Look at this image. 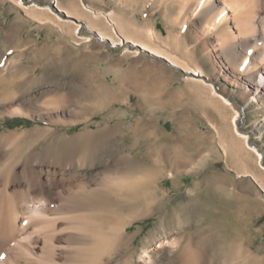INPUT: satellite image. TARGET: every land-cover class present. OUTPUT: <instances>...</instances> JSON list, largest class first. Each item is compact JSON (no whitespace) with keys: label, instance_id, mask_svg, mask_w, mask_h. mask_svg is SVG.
Listing matches in <instances>:
<instances>
[{"label":"rangeland","instance_id":"374dc122","mask_svg":"<svg viewBox=\"0 0 264 264\" xmlns=\"http://www.w3.org/2000/svg\"><path fill=\"white\" fill-rule=\"evenodd\" d=\"M23 1L32 5V0ZM35 1L67 18L56 10L57 0ZM59 1L71 9L74 0ZM83 2L86 10L73 11L81 19L60 21L52 12L32 14L16 1L0 0V71L10 66L6 76L0 74V135L34 133L33 139L11 145L0 166L16 155L23 162L40 153L59 159L66 151L88 155L69 169L88 178L99 171L103 178H143L154 171L149 197L140 190L135 201L111 199L125 222L133 211L138 216L122 237L119 253L105 264H145V247L151 255L148 264H264V192L247 181L256 171L264 179V92L261 104L242 98L247 80L230 70L228 58L220 60L239 87L216 75L193 34L198 22L189 23L186 31L176 26L183 35L177 41L182 46L175 47L168 25L177 13L174 0ZM113 11L137 40L161 45L181 64L140 45L119 43L121 36L105 17ZM148 27L164 42L138 30ZM100 31L108 38L101 39ZM186 62L203 65L206 80L240 109L238 123L262 153L260 161L230 127L232 110L225 108L229 127L215 128L223 122L220 103L208 101L203 85L189 79ZM11 95L12 108L23 113L3 112ZM85 132L98 136L95 146L71 145ZM131 151L134 157L128 158ZM253 192L262 199L250 196Z\"/></svg>","mask_w":264,"mask_h":264},{"label":"bare ground","instance_id":"6f19581e","mask_svg":"<svg viewBox=\"0 0 264 264\" xmlns=\"http://www.w3.org/2000/svg\"><path fill=\"white\" fill-rule=\"evenodd\" d=\"M13 1L21 7L31 9L32 14L33 11L35 14L52 12L60 21L68 17L79 18L73 11L88 8L83 0L71 1V9L65 8L57 0L56 10L63 11L67 17L65 18L50 6L40 5L35 0H32L30 6L23 0ZM174 1L177 2V13L168 18V25L169 38L175 47L182 46L178 45L177 41L181 40L183 35L175 32L176 26L186 31L189 23L194 25L198 22L199 26L193 30V34L199 41L201 51L209 57L211 67L217 71L216 75L234 87H239V81L233 72L241 74L247 80L241 85L242 98H250L249 101L261 104L263 101L261 93L264 92V0ZM105 17L112 24V31L121 36L119 43L123 40L136 46L140 45L166 57L173 64H181L180 58L173 57L161 45H151L152 43L137 40L114 11L106 13ZM39 19L44 20L41 17ZM138 30L157 38L161 43L164 42L155 28ZM99 34L101 39L108 38L101 31ZM192 49L193 47L187 46L185 50L192 52ZM220 58H228L231 61L230 70L233 72L225 67ZM9 67L2 66L0 71L2 77L8 74ZM183 69L191 73L189 79L203 85L208 92L206 94L208 101L220 103L218 111L223 122L221 125L216 124L215 128L218 131H225L229 127L225 108L232 110L230 127L244 139L249 148L258 153L260 161L263 158L262 153L250 142L249 134L243 131L238 123L241 118L240 109H237L233 101L219 91L213 82L206 80L205 76L208 75L206 68L197 63L191 65L186 62ZM251 83H255V90ZM13 99L14 96L11 95L10 101H6L3 106V112L23 113L22 108H12L15 104ZM249 105L250 103L247 104ZM33 138L34 133L27 131H6L1 134L0 162L6 155L8 156L11 145ZM97 140H99L97 135L85 132L70 142L75 147H87L92 143L95 146ZM40 154L25 157L23 162L21 157L20 160L15 158L18 157L16 155L13 159L9 158V161L5 160L6 163L0 166V264H105L119 253L122 237L138 216V211L137 213L133 211L134 213L129 214L132 216L125 222L119 204L115 205L111 199L120 201L127 197L135 201L139 199L140 190L149 197L153 191L154 171L143 172V178H136L137 176L134 177L133 174L131 177L129 175V178H126L128 175H125V178L114 177L118 176L116 174L110 178L106 176L103 178L101 171L95 173L96 178L87 176L86 178L79 173L69 172L76 163L79 165L84 163V159L88 157L85 153L84 155L82 153L84 158L78 153L65 151L59 159ZM133 157L131 151L128 158ZM24 178L28 180V186ZM143 256L144 263H150L151 255L147 247L143 249Z\"/></svg>","mask_w":264,"mask_h":264},{"label":"crops","instance_id":"0c3cea01","mask_svg":"<svg viewBox=\"0 0 264 264\" xmlns=\"http://www.w3.org/2000/svg\"><path fill=\"white\" fill-rule=\"evenodd\" d=\"M227 154H228V153H227ZM226 165L231 167L232 164H231V162H230L229 160H227V161H226ZM240 173H242V172H238L239 175H241ZM242 174L247 175V173H242ZM255 175H256V176H255ZM249 176H250V178H247V181H248V183L250 184V185H249L250 188H255V187L259 188V187H260V189H262V191L264 192V189H263L264 179L261 178V176L258 175L257 171L254 172V173H249ZM231 178H242V177L233 176V177H231ZM261 184H262V185H261ZM252 194H254V192H253ZM252 194H250V196H255L256 198H259V199L261 198L259 192H258V194H254V195H252ZM256 195H257V196H256ZM248 196H249V194L247 193V197H248ZM261 199H262V198H261ZM263 203H264V202H263Z\"/></svg>","mask_w":264,"mask_h":264}]
</instances>
